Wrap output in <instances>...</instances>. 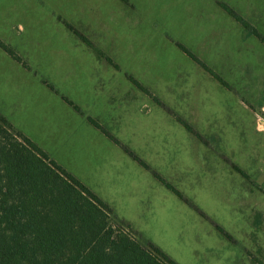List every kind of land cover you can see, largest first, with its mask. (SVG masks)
Wrapping results in <instances>:
<instances>
[{"label":"rangeland","instance_id":"rangeland-1","mask_svg":"<svg viewBox=\"0 0 264 264\" xmlns=\"http://www.w3.org/2000/svg\"><path fill=\"white\" fill-rule=\"evenodd\" d=\"M0 113L179 264H264V0H0Z\"/></svg>","mask_w":264,"mask_h":264},{"label":"trees","instance_id":"trees-1","mask_svg":"<svg viewBox=\"0 0 264 264\" xmlns=\"http://www.w3.org/2000/svg\"><path fill=\"white\" fill-rule=\"evenodd\" d=\"M181 122L199 135L191 124ZM162 180L183 198L179 189ZM0 264L179 263L153 242L143 243L108 203L0 113Z\"/></svg>","mask_w":264,"mask_h":264}]
</instances>
